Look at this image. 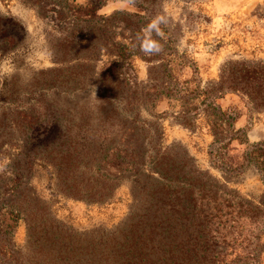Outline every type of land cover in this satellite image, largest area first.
Returning a JSON list of instances; mask_svg holds the SVG:
<instances>
[{
    "label": "rangeland",
    "instance_id": "obj_1",
    "mask_svg": "<svg viewBox=\"0 0 264 264\" xmlns=\"http://www.w3.org/2000/svg\"><path fill=\"white\" fill-rule=\"evenodd\" d=\"M84 1L0 0V17L23 28L0 44V264H46L57 247L73 258L122 227L157 186L146 167L161 153L180 174L192 165L189 183L203 185L186 196L188 253L251 264L264 249V170L242 153L264 143V0H101V17L68 24L51 9ZM156 15L177 79L219 82L218 104L237 112L220 138L200 108L184 117L177 102L148 97L155 54L135 51L120 73L102 71L109 43L140 45ZM48 121L57 132L42 141ZM228 130L240 140L223 144Z\"/></svg>",
    "mask_w": 264,
    "mask_h": 264
},
{
    "label": "trees",
    "instance_id": "obj_2",
    "mask_svg": "<svg viewBox=\"0 0 264 264\" xmlns=\"http://www.w3.org/2000/svg\"><path fill=\"white\" fill-rule=\"evenodd\" d=\"M101 5V0H85L82 4L68 3L61 7L63 11H60L59 7L51 9L56 13L58 22L68 24L69 19L101 17L102 14L97 12ZM22 29V26L9 16L0 17V44L14 45L21 39ZM68 29L72 33L78 32L73 25ZM156 39L163 43L162 36ZM109 44L110 48L107 49L109 59H106L102 68V71L104 70L108 75L114 72L120 73L118 70H120L121 59L129 58L135 51L142 52L136 42L128 46L118 42ZM165 49L166 47H163L159 54H155L160 57L161 62L158 71L147 78L144 90L148 92V97L154 101L166 99L169 102H177L182 110L181 115L184 117L189 112H195L197 108H200L204 114L206 113L208 128L213 131L215 138H220L218 135L226 134L227 127L231 129L232 122L237 116V112L233 113L229 107L221 108L218 104L217 100L221 95L215 92H218L220 83L215 82L210 87H199L197 84L190 85L188 83L190 78L184 77L178 80L173 72L175 67L172 65L177 55L172 51L165 52ZM125 64L126 68H130L129 61L125 60ZM192 71L195 72L196 69ZM194 100H197V103H194ZM57 127L54 121L44 124L40 128L42 141H48L54 137ZM228 131L230 134L223 144H228L235 137L240 140V135H235V130ZM164 159L165 155L161 153L154 160L152 159V165L146 167L149 173L147 174L154 179L157 186L147 192V196L143 198L146 201L137 212H128L122 227L108 232V235H94L89 248L72 254L73 258L57 247L46 264H214L213 260L206 261L201 254L188 253L183 230L188 219V204L186 205L188 197L186 196L190 193V189L198 192L203 185L198 184L195 188L192 183H189L190 176L194 173L192 165L187 166L186 172L180 174L183 166L172 169L165 166ZM242 160L252 162L256 168L264 170V143L254 144L249 150L244 151ZM137 165H140L142 170L144 162L141 161ZM129 170L135 171L131 168L127 171ZM152 173H155L156 177L152 176ZM131 181H135V178ZM199 196L207 197L203 193ZM196 217L198 221L199 213ZM261 251L264 252V249ZM260 252L257 250V254L251 256V264H258ZM12 253L10 256L13 255Z\"/></svg>",
    "mask_w": 264,
    "mask_h": 264
},
{
    "label": "clouds",
    "instance_id": "obj_3",
    "mask_svg": "<svg viewBox=\"0 0 264 264\" xmlns=\"http://www.w3.org/2000/svg\"><path fill=\"white\" fill-rule=\"evenodd\" d=\"M164 23H166L165 18L156 15L142 30L143 34H138V39L141 41L139 47L145 55L159 54L162 51L163 45L155 37L162 36L160 25Z\"/></svg>",
    "mask_w": 264,
    "mask_h": 264
}]
</instances>
